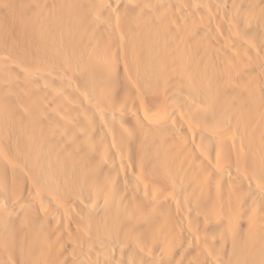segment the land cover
<instances>
[{
    "label": "bare ground",
    "instance_id": "obj_1",
    "mask_svg": "<svg viewBox=\"0 0 264 264\" xmlns=\"http://www.w3.org/2000/svg\"><path fill=\"white\" fill-rule=\"evenodd\" d=\"M0 264H264V0H0Z\"/></svg>",
    "mask_w": 264,
    "mask_h": 264
}]
</instances>
